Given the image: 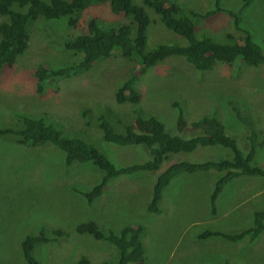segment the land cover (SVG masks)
<instances>
[{
	"label": "rangeland",
	"instance_id": "obj_1",
	"mask_svg": "<svg viewBox=\"0 0 264 264\" xmlns=\"http://www.w3.org/2000/svg\"><path fill=\"white\" fill-rule=\"evenodd\" d=\"M175 1L197 11L214 6L213 0ZM135 2L141 4V0ZM220 3L236 11L241 0ZM146 10L151 17L148 47L184 42L183 37L164 26L159 15ZM87 17L103 23L129 21L113 13L107 2L85 7L75 26L59 23L64 19L48 22L39 17L32 21L28 25V49L12 66L1 69L0 126L17 120L18 113H28L23 110L26 107L84 135L81 137L116 166H127L147 160L148 149L145 145L121 146L103 139L97 126L100 114L120 133L126 123L135 126L136 115H153L163 122L168 133L184 138L202 134L205 125L195 127L192 122L214 114L244 155L254 138L252 162L264 169V64L243 63L232 74L224 63L201 71L182 56L171 55L140 73L137 63L117 54L98 61L91 77L86 73L61 78L56 87L37 94L32 69L39 62L59 67L77 61L81 54L65 48L63 42L68 35L87 30ZM242 17L243 27H248L264 43V0H251L242 9ZM4 18L0 15V23ZM205 21L207 24L197 21V26L203 23L199 32L210 33L217 41L241 42L243 33L234 28L227 12H218ZM227 32L229 37L225 36ZM41 35L43 43L38 40ZM131 68L140 75V100L133 105L134 117L130 107L121 111L122 106L114 104L112 88L116 79L125 77ZM84 108H96V114L82 116L79 111ZM231 157L229 148L210 145L199 146L190 153H174L169 158L204 161ZM63 159V151L50 143L28 147L0 136V264H26L21 242L26 234L35 235L43 226L52 240L33 247L38 264H75L79 255L87 256L95 264L103 260L116 264L118 253L112 245L74 231L75 225L85 221L96 222L105 232L141 225L147 264H264V228L254 240L232 242L220 236L197 237L207 229L232 233L251 226L253 212L264 211V177L241 175L230 180L219 193L212 213L209 195L222 173H181L163 189L160 213H152L147 205L162 168L118 175L89 202L84 193L101 181L102 173L91 161L66 164ZM51 227L66 230L68 240H63L64 236L54 240Z\"/></svg>",
	"mask_w": 264,
	"mask_h": 264
},
{
	"label": "trees",
	"instance_id": "obj_2",
	"mask_svg": "<svg viewBox=\"0 0 264 264\" xmlns=\"http://www.w3.org/2000/svg\"><path fill=\"white\" fill-rule=\"evenodd\" d=\"M250 1L241 0L238 10L233 11L224 8L220 3L221 0H213L212 8L197 11L194 8L190 9L191 7H182L175 0H141V4L136 3L135 0H0V15L5 17L0 23V74L1 69L12 66L18 56L28 49L30 40L28 25L32 21L39 17L48 22L64 19L59 23L75 26L85 7L103 2L108 3L113 13L121 14L129 21L119 24L112 21L103 23L95 17H87V30L81 29L82 31L75 35H68L70 37L63 42L65 48L81 54L77 61L64 63L59 67L39 62L32 69L31 79L37 94L42 95L47 88L52 89L61 78L66 79L86 73L87 77H91L95 72L93 67L99 63L98 61L117 54L124 56L130 62L137 63L140 73L168 56L179 55L197 70H211L216 63H224L233 74L243 63L247 66L264 64V43L242 24V9ZM146 8L159 15L164 26L183 37L184 42L157 43L148 47V26L151 23V17ZM221 11L227 12L232 18L234 28L242 31L240 43L225 39L217 41L209 35L210 33L199 32L198 29L206 23L205 20L208 17ZM197 21L203 23L197 26ZM225 36L229 37L230 33L227 32ZM43 39V35L38 37L40 42ZM45 44L49 42L46 41ZM58 45L62 46V44ZM139 76V73L131 68L125 77L116 79L112 87L113 102L117 106H122L121 111L126 107H130L131 111L132 108H136L133 105L140 100V92L137 88ZM23 108L29 112L18 113L17 120L8 123L7 126H0V136L5 140L10 139L15 144L28 147H39L43 143H50L63 151V161L66 164L74 161H91L102 173V179L94 185L93 189L84 193L89 202L98 197L108 182L118 175L162 168L155 178L151 199L147 205L149 212L160 213L159 202L162 191L174 177L181 173L215 170L222 173L215 181L209 195L211 211L215 213L217 197L223 186L230 180L241 175L264 177V169L252 162L254 138L251 139V147L244 155L235 138L227 134L225 126L214 114L193 121L192 124L195 127L204 124L205 128H202V134L189 138L168 133L163 122L153 115H136L135 126L126 123L122 133L116 132L105 115L100 114L97 126L101 130L103 139L121 146L145 145L148 149L147 160L127 166H116L106 154L81 137L84 135H80L77 131L74 133L54 118H47L37 114L38 111ZM96 111V108H84L79 112L83 116L90 113L96 114ZM179 118H182L181 113ZM183 124L184 122L182 126ZM210 145L229 148L232 151V157L204 161L170 160L169 158L174 153H190L199 146ZM166 162H169L167 166ZM263 221L264 211H254L251 226L239 232L227 233L219 229H207L199 233L197 237L220 236L232 242L244 239L254 240L264 228ZM51 228H54L51 230L54 240L61 236H64L63 240H68V236H65L66 230L58 227ZM45 231L46 228L43 226L37 234H26L23 238L22 257L26 264H38V259L32 252L33 247L52 240ZM74 231L79 234H89L95 239L105 240L112 245L118 253L116 264H147L144 261L141 225L124 226L118 231L105 232L96 222L85 221L75 225ZM74 262L75 264H95L85 255H79ZM98 264H111V262L103 260Z\"/></svg>",
	"mask_w": 264,
	"mask_h": 264
},
{
	"label": "bare ground",
	"instance_id": "obj_3",
	"mask_svg": "<svg viewBox=\"0 0 264 264\" xmlns=\"http://www.w3.org/2000/svg\"><path fill=\"white\" fill-rule=\"evenodd\" d=\"M111 16V15H110ZM157 47V46H156ZM260 181V180H259Z\"/></svg>",
	"mask_w": 264,
	"mask_h": 264
},
{
	"label": "crops",
	"instance_id": "obj_4",
	"mask_svg": "<svg viewBox=\"0 0 264 264\" xmlns=\"http://www.w3.org/2000/svg\"><path fill=\"white\" fill-rule=\"evenodd\" d=\"M217 202V201H216Z\"/></svg>",
	"mask_w": 264,
	"mask_h": 264
}]
</instances>
